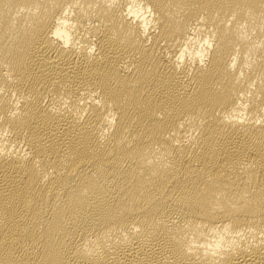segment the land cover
I'll return each instance as SVG.
<instances>
[{
  "label": "bare ground",
  "instance_id": "bare-ground-1",
  "mask_svg": "<svg viewBox=\"0 0 264 264\" xmlns=\"http://www.w3.org/2000/svg\"><path fill=\"white\" fill-rule=\"evenodd\" d=\"M0 264H264V0H0Z\"/></svg>",
  "mask_w": 264,
  "mask_h": 264
}]
</instances>
